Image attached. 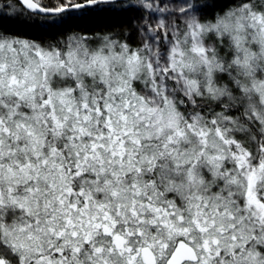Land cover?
<instances>
[{
  "label": "snow or ice",
  "instance_id": "1",
  "mask_svg": "<svg viewBox=\"0 0 264 264\" xmlns=\"http://www.w3.org/2000/svg\"><path fill=\"white\" fill-rule=\"evenodd\" d=\"M0 264H264V0H0Z\"/></svg>",
  "mask_w": 264,
  "mask_h": 264
}]
</instances>
